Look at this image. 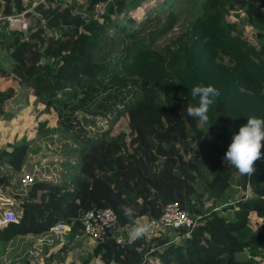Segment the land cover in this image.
<instances>
[{
	"label": "trees",
	"instance_id": "trees-1",
	"mask_svg": "<svg viewBox=\"0 0 264 264\" xmlns=\"http://www.w3.org/2000/svg\"><path fill=\"white\" fill-rule=\"evenodd\" d=\"M144 1L0 0L4 14L33 6L27 14L35 20L28 31L0 30V114L11 112L9 102L22 88L72 133L80 154L72 182L36 180L25 195L6 191L15 199L17 220L0 224V247L59 221L71 224L69 237L75 238L84 232L81 219L90 207L111 206L121 224L133 225L138 216L159 218L166 204L178 202L194 218L201 213L179 231L190 233L181 242L174 235H155L150 244L144 236L133 243L100 238L86 258L70 264H92L93 258L104 264H264V147L254 173L241 175L246 192L236 201L206 212L193 200L199 182L215 201L227 196L238 171L224 160L231 137L248 116L264 118V45L258 49L227 17L243 8L263 40L264 0H164L134 14ZM185 6L189 19L165 41ZM197 84L220 91L207 134L187 114L189 104H198L190 95ZM98 118L109 127L93 129ZM29 150L26 137L0 147V186L22 170ZM206 171L205 182L200 176ZM122 204L133 209L132 219ZM72 244L66 239L47 262L64 263ZM245 251L247 257H239Z\"/></svg>",
	"mask_w": 264,
	"mask_h": 264
},
{
	"label": "rangeland",
	"instance_id": "rangeland-1",
	"mask_svg": "<svg viewBox=\"0 0 264 264\" xmlns=\"http://www.w3.org/2000/svg\"><path fill=\"white\" fill-rule=\"evenodd\" d=\"M70 3H79L80 0H67ZM164 0H145L140 7L135 8L132 12L136 15L141 16L142 12L149 9L152 6H160ZM27 5H36L27 4ZM188 7L180 8L183 13L182 21L177 25L174 30V33L168 35L165 39L167 41L171 37L176 36L182 29L184 21L186 22L189 19L190 13H188ZM33 6H30L24 12H13L12 16L16 14L22 13L26 21L27 28L24 31H28L30 25L35 21L31 15L27 14V11H32ZM8 15L0 12V30L4 32H11L17 29L18 25H11L10 18ZM228 19L234 21L239 29L243 32V37L253 43L258 49H261L262 45H264V39L259 40L257 37L258 29L253 25L247 18L246 12L243 8L237 6L234 10L228 13ZM14 18V17H13ZM52 33V30H49ZM58 32V31H57ZM59 33V32H58ZM161 43V40H159ZM2 56L6 59L8 58L7 52L2 49ZM228 57H226V61ZM225 61V62H226ZM10 111L5 114H0V147L8 146L9 142H20L23 138H28L30 141V150L28 157L24 163L25 169H31L34 167L35 162L43 163L50 168H54V165H50L48 163L56 162L58 164L56 170V182H64L69 181L72 182L75 175L77 174V166L80 161L79 152L73 147L72 143V133L67 132L66 129L63 128L58 123L57 118L54 116V113H50V111H46L45 107L41 104L37 105L35 101V97L32 95H28L25 90L19 88L16 95L13 99L10 100ZM39 110L41 112L39 113ZM8 115V116H7ZM129 115L127 114V118L129 119ZM9 117V118H8ZM19 119V120H16ZM47 120L48 123L45 122L43 129L41 128V121ZM97 126H92L93 129H101L102 127H109V123L104 118L96 119ZM50 127V128H49ZM192 145L195 143L192 141ZM190 155V154H189ZM188 155V156H189ZM262 156V155H261ZM37 160V161H36ZM23 165V166H24ZM6 166V165H5ZM22 166V167H23ZM8 167V166H6ZM5 167H3V170ZM22 169V168H21ZM206 168L204 169V171ZM8 171L9 168H8ZM9 173V172H8ZM21 175V171H16L13 174V180L9 185L5 186L6 191H13L18 187L19 178ZM211 173L206 171L204 175L200 176L203 181H207L208 177H210ZM199 182V181H198ZM198 184V183H197ZM199 196L194 197V201L198 207H200L202 202L204 203V209L206 212H210L211 209H222L225 206L230 205L238 198H240L243 193H245V189L242 186L241 174L238 171H235L232 178V185L227 192V196L221 200L215 201V198L210 195L209 191L205 188V184L199 182L198 184ZM193 215L197 217H201V213L193 212ZM146 216L140 217L139 222L143 223V220ZM200 219V218H199ZM137 220V219H136ZM151 234H149L150 237ZM157 235H174L175 241L178 243L183 239V233L178 230H170L165 229V232L158 233ZM70 234L66 235V239L70 242H74V238L69 237ZM85 245V248L80 247V243L77 242L76 245H73L71 258L73 260L86 258V256L92 252V245L90 239L86 236L82 237ZM59 240H53L51 245L48 246L50 248L49 251L55 250L60 242ZM42 242H39L36 238L33 237H20L18 239L11 240L10 244L6 247H0V254H6L10 259L11 263L9 264H23L25 261V251H27L31 247H35L38 249ZM9 248V249H8ZM3 250V251H2ZM9 251L6 252V251ZM248 251L239 253V257L244 258L247 257ZM67 261V259H66ZM64 263L60 264H66ZM70 264V262H69ZM92 264H100L97 258H93Z\"/></svg>",
	"mask_w": 264,
	"mask_h": 264
},
{
	"label": "built area",
	"instance_id": "built-area-1",
	"mask_svg": "<svg viewBox=\"0 0 264 264\" xmlns=\"http://www.w3.org/2000/svg\"><path fill=\"white\" fill-rule=\"evenodd\" d=\"M104 8L105 4H98L96 9L97 15L103 13ZM10 14H6L8 15L7 17L10 18V24L18 25L17 29L15 30H26L27 21L24 17H22L24 15L22 13L16 14L15 16H12ZM48 164L54 165L55 167L50 168L49 166L40 162H35L34 167H32L31 169H25L26 165H24L21 170L18 187L13 191H10V193L14 196L27 194L30 186L36 180H53L56 182L58 180L56 177L58 164L56 162ZM14 201L15 199L12 196L6 195L5 186H0V224H4L12 220H17V214L12 208V204ZM199 218L200 217H192L186 209L181 208L178 202L168 203L165 205L162 215L159 218H151L149 216H146L144 218L143 223H148L151 225L149 232L145 235L146 239L150 244L153 236L161 233V231L163 232L164 229L185 231L187 227L193 226L196 221L199 220ZM81 222L84 227L83 234H85V236L95 244L97 243L98 239L107 237H114L120 243H129L128 233L130 230H128V228L131 225L121 224L119 222L116 210L111 206H95L86 209ZM70 231L71 224L64 221L55 223L47 231L37 234L35 238L39 242H42V244L38 249H36L35 247L29 248L27 251H25L24 256L26 258L34 259L35 264H49L46 259L48 253L46 252L45 247H43L44 242L58 239L60 244L62 245L66 240V235H68ZM149 234H151L150 237ZM189 235L190 233L184 232L183 238ZM166 246L167 243L163 244L161 248H164ZM154 249L155 247H152L151 251H154ZM6 252H8V250ZM262 260L263 258L260 259V261ZM9 263H11V259L6 254H0V264ZM105 264L120 263L116 260H112L111 262Z\"/></svg>",
	"mask_w": 264,
	"mask_h": 264
},
{
	"label": "clouds",
	"instance_id": "clouds-1",
	"mask_svg": "<svg viewBox=\"0 0 264 264\" xmlns=\"http://www.w3.org/2000/svg\"><path fill=\"white\" fill-rule=\"evenodd\" d=\"M190 95L198 98V104H189L187 114L196 120L197 129L205 131V125L209 124V110L220 91L212 84H197L191 88ZM264 147V118L255 115L248 116L247 123L242 125L238 132L231 137V143L227 148L224 160L229 162L241 175L251 176L255 171V162L261 158V148ZM120 209L126 217L132 219L133 209L128 205H120ZM151 228L148 223L136 221L128 233V242L133 243L145 236Z\"/></svg>",
	"mask_w": 264,
	"mask_h": 264
},
{
	"label": "crops",
	"instance_id": "crops-1",
	"mask_svg": "<svg viewBox=\"0 0 264 264\" xmlns=\"http://www.w3.org/2000/svg\"><path fill=\"white\" fill-rule=\"evenodd\" d=\"M144 216H147L146 214H143V215H140V216H138L137 217V220L136 221H139V219H140V217H144ZM134 226V224L133 225H131L129 228H128V230H131V228ZM127 230V231H128ZM165 232V229L163 230V233ZM37 236V233H28L27 235H18L15 239H18V238H20V237H33V238H35ZM162 236H164V235H162ZM82 237H85V234H80V235H78V236H76L75 238H74V246L76 245V243L77 242H79L80 243V247H82V248H85L86 246H87V243H86V245L83 243V242H81V241H84V240H82L83 238ZM144 238L146 239V236H144ZM58 240V239H57ZM147 240V239H146ZM51 242L52 241H47V242H44V244H43V247H45V250H46V252L49 254L50 252H53L54 250H52V251H49L50 250V248H48V246H50L51 245ZM59 242V241H58ZM91 243H93V247H92V250H93V248H94V246L96 245L94 242H91ZM60 245L61 244H59V246L57 247V248H59L60 247ZM56 248V249H57ZM9 249V248H8ZM55 249V250H56ZM9 252V251H8ZM72 252V251H71ZM71 252H70V257L68 258V260L66 261V264H69V262L70 261H72L73 259L71 258ZM47 259V258H46ZM48 260V259H47ZM74 261H80L79 259H76V260H74ZM49 262V261H48ZM50 264H60V262H58V261H53V262H49Z\"/></svg>",
	"mask_w": 264,
	"mask_h": 264
}]
</instances>
